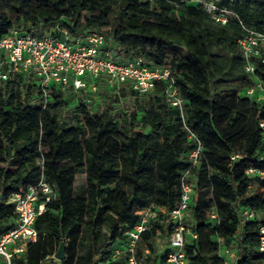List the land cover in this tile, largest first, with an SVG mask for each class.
<instances>
[{"label": "trees", "instance_id": "1", "mask_svg": "<svg viewBox=\"0 0 264 264\" xmlns=\"http://www.w3.org/2000/svg\"><path fill=\"white\" fill-rule=\"evenodd\" d=\"M202 1L208 0H0V38L11 27L57 37L63 27L77 36L97 30L123 60L141 56L150 67H169L183 98L181 110L171 105L167 83L157 81L145 94L128 82L118 89L105 85L91 102L70 87L50 86L44 102L35 77L16 72L0 80V234L14 223L12 195L40 179L57 193L35 220L36 241L12 264L51 261L61 241L65 258L53 264H121L126 255L112 260L113 248L128 241L125 231L151 204L156 215L139 239L146 258L163 264L173 227L167 212L178 206L187 170L194 182L185 223L196 234L184 245L188 264H222V244L235 249L234 264L264 262L258 249L264 189L247 195L246 174L249 166L264 169L258 123L264 101L236 92L216 97L212 79L227 65L210 48L214 43L231 55L229 64L243 66L237 40L244 27L264 32V0H213L226 9L225 24L214 21ZM255 78L264 83V62L255 61L243 86ZM121 102L124 110L115 109ZM198 141V162L191 166L188 155ZM77 184L84 194L76 193ZM245 208L253 218L243 220ZM159 238L166 239L164 251ZM79 248L86 250L78 255Z\"/></svg>", "mask_w": 264, "mask_h": 264}, {"label": "built area", "instance_id": "2", "mask_svg": "<svg viewBox=\"0 0 264 264\" xmlns=\"http://www.w3.org/2000/svg\"><path fill=\"white\" fill-rule=\"evenodd\" d=\"M202 7L214 21L227 23L226 9L219 7L213 0L202 1ZM244 30L237 42L244 59L243 69L247 76L251 77L255 71V61L264 62V32L247 27H244ZM59 32L60 37H57L50 33H20L11 27L0 38V80H6L16 72L31 75L36 78L44 102L47 100L50 86L61 90L70 87L76 93H83L86 101L91 102L98 92L100 82L115 89L128 82L133 90L145 94L160 81L167 83L166 100L181 110L183 98L169 67H150L141 56L123 60L113 46L105 44L103 33L97 30H88L80 36L71 34L64 27L60 28ZM238 94L264 101V83L255 78L252 84L243 86ZM258 123L259 127L264 129V119H259ZM200 150L201 144L198 141L197 148L188 155L191 166L197 164ZM238 157L239 154L230 156L231 159ZM189 174L188 170L182 173L180 201L176 208L167 212L173 227L163 264H188L184 245L187 237H196L185 223L188 202L193 191V182L188 179ZM246 174L251 184L256 178H264V169L249 166ZM56 194L47 181L40 179L37 183L28 185L23 193H15L9 198V202L14 206L15 219L13 225L0 234V264H12L14 257L24 254L28 245L36 241L38 230L34 225L35 220L44 211L46 203L54 199ZM156 207L151 204L138 211L141 215L140 222L132 230L125 231L128 235L127 247H114L112 260L126 255L121 264H142L141 260H137L135 244L140 233L148 228L150 219L156 215ZM159 209L164 211L163 208ZM240 216L243 220L251 219L254 211L249 208L242 209ZM210 217H217L215 210L210 212ZM218 241L222 243L223 238L219 237ZM258 249L264 252V225L260 227ZM146 252L148 253V250ZM218 254L222 257V264H234L233 247L222 244Z\"/></svg>", "mask_w": 264, "mask_h": 264}, {"label": "rangeland", "instance_id": "3", "mask_svg": "<svg viewBox=\"0 0 264 264\" xmlns=\"http://www.w3.org/2000/svg\"><path fill=\"white\" fill-rule=\"evenodd\" d=\"M210 48L215 53V60L222 63L223 65L225 64L227 65L223 73L215 75L212 79L215 96L222 97L224 95H228L233 92H236V93L240 92L243 88V83H244L245 78L248 77L243 69V66L240 64H229L231 55L227 52H224L220 48H218L214 43H211ZM105 88H106L105 84L100 82L99 87H98V93L94 95V97L98 96L99 94L103 95L105 93ZM127 101L130 102L132 101V99L128 98ZM72 103L73 101L70 104ZM125 103L126 102H121L119 106L117 104H114V106L116 107L115 109L121 108L124 110L126 106ZM93 107H95V105ZM188 179L189 181L194 182V179L191 174H189ZM260 179L256 178L252 182L251 187L249 188V191H248L249 193L253 194L258 190L264 189L263 187L260 186ZM81 180L82 178L78 177L77 183H80ZM75 191L76 193L84 194V186L77 184L75 186ZM187 215L188 216L190 215L189 210L187 211ZM158 241L163 245L162 251H164V249L167 247L166 239L162 240L159 238ZM118 247H127V242H125L123 245L118 246ZM135 247H137V251H139V249L142 250V254L138 253L139 257H137V260H141L142 264H160V261L158 260L154 261L153 257H148V258L145 257L147 250H145L144 243L140 239L137 240ZM86 248H79L78 255L83 254ZM55 260H58V259L52 257L51 261L49 260L44 261L43 264H53ZM74 264H84V263L77 261ZM253 264H262V263L258 261H254Z\"/></svg>", "mask_w": 264, "mask_h": 264}, {"label": "water", "instance_id": "4", "mask_svg": "<svg viewBox=\"0 0 264 264\" xmlns=\"http://www.w3.org/2000/svg\"><path fill=\"white\" fill-rule=\"evenodd\" d=\"M54 257L58 260L65 258V243L63 241L60 242L57 250L54 252Z\"/></svg>", "mask_w": 264, "mask_h": 264}, {"label": "crops", "instance_id": "5", "mask_svg": "<svg viewBox=\"0 0 264 264\" xmlns=\"http://www.w3.org/2000/svg\"><path fill=\"white\" fill-rule=\"evenodd\" d=\"M252 184V183H251ZM251 184H249V188L251 187ZM249 191V190H248ZM258 191H261V190H258ZM258 191H256V192H258ZM255 192V193H256ZM254 194V193H253ZM253 194H251V193H249V192H247V195H253Z\"/></svg>", "mask_w": 264, "mask_h": 264}]
</instances>
